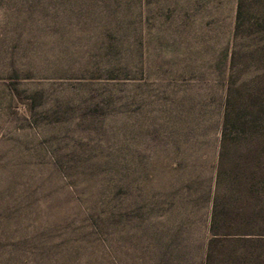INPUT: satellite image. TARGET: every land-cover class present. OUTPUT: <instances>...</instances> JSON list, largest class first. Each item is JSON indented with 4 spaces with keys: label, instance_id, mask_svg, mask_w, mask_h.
<instances>
[{
    "label": "trees",
    "instance_id": "trees-1",
    "mask_svg": "<svg viewBox=\"0 0 264 264\" xmlns=\"http://www.w3.org/2000/svg\"><path fill=\"white\" fill-rule=\"evenodd\" d=\"M134 1L0 0V14L1 18H137ZM117 22H106L113 34L92 43L91 62L96 67L89 68L109 71L110 76L137 61L133 56L139 49L134 44L139 47L142 41L119 33ZM168 41L163 36L156 37L155 44L148 40L153 49ZM206 45L200 41L204 52ZM209 56L211 68L204 79L199 78L203 85L197 88L187 84L178 89L168 83L150 91L143 85L120 100L109 90L92 99L101 114L121 108L131 119L129 107L134 105L135 113L143 112L136 118L143 123L141 140L150 132L149 123H154L148 144L170 143L166 149L176 153V160L164 165L148 160L161 150L157 145L129 148L125 139H132L133 130L127 129L133 128L124 125L122 149L104 153V161L93 164L99 168L102 164L109 177L91 181L89 173L98 170L88 165L79 176L77 170L75 181H67L71 194L64 198L70 203L65 216L53 214L54 219L48 220L49 204L44 212L22 215L10 210V201L1 205L0 264H262L254 249L264 246V0H235L232 39ZM193 63L188 59L179 72L199 69V63ZM169 75L164 76L167 81ZM81 97L57 102L56 111L78 110L89 102ZM210 98L218 100L219 115L212 171L207 172L201 162L190 166L177 161L178 154L202 144L206 116L211 118L213 111ZM153 107L154 116L149 113ZM82 151L74 155L87 159L89 151ZM117 157L120 163L115 162ZM53 167L65 178V169H78L66 163ZM160 170L170 178L157 185L154 177ZM79 183L85 185L80 189ZM205 198L208 234L194 245L187 238L198 229L191 232L185 223L194 211L200 220L198 206ZM24 199L15 198L14 204L29 206ZM159 213L163 216L158 218ZM239 247L244 251L234 252Z\"/></svg>",
    "mask_w": 264,
    "mask_h": 264
},
{
    "label": "rangeland",
    "instance_id": "rangeland-1",
    "mask_svg": "<svg viewBox=\"0 0 264 264\" xmlns=\"http://www.w3.org/2000/svg\"><path fill=\"white\" fill-rule=\"evenodd\" d=\"M133 3L137 18H1L0 14V208L10 201V210L22 215L44 212L49 204L47 212L51 218L48 220L54 219L53 214L60 218L65 216L70 203L64 198L71 194L67 181H75L77 170L79 176L88 165L98 170L89 173L91 181L109 177L102 164L101 168L93 164L104 161V153L122 149L119 143L126 134L124 125L133 128L127 129L133 130L129 134L132 139H125L129 148L141 150L157 145L161 150L148 160L163 165L176 160V153L166 149L170 143L150 141L152 143L148 144L146 138H152L154 123H149L150 134L144 136V142L141 140L139 129L143 123L136 118L143 112L135 113L134 105L129 107L134 114L131 119L121 108L103 115L90 101L105 90L120 100L126 94H135L143 85L150 91L168 83L178 89L187 84L193 88L203 85L199 78L204 79L211 68L209 55L232 39L235 0H135ZM110 20L119 21L117 30L127 38L142 39L139 47L134 44L139 49L133 56L137 61L115 76H110L109 71L89 68L93 64L96 67L91 62L95 53L93 41L113 34L112 29L104 25ZM158 36L170 41L153 49L148 40L155 44ZM173 38L176 44L169 43ZM200 41L207 44V51L201 50ZM188 59H192L193 64L199 63L200 67L183 74L179 68ZM168 73L172 76L169 81L164 78ZM217 93L220 95V90ZM79 96L89 102L75 111H56L57 102L64 104ZM210 99L213 111L211 118L206 116L202 144L178 154L177 161L190 166L201 162L207 172L212 171L219 115L218 100ZM155 111L153 107L149 113L154 116ZM132 120L136 122H129ZM49 150L55 152L58 159L53 158ZM82 150L90 152L85 154L87 159L74 155L75 151L82 154ZM115 162L120 163L121 159L117 157ZM64 163L76 164L78 169H65V178L60 169L53 167ZM154 178L157 185H162L170 174L160 170ZM150 182L152 187L154 182ZM84 185L79 183L77 187L81 189ZM22 196L29 206L14 204L15 198ZM198 207L200 220L197 222V211H194L195 215L185 223L191 232L198 229L187 238L194 245L208 234V199L201 200ZM162 216L159 213L157 217ZM240 250L241 247L234 252ZM254 252L259 255L258 262L264 264V246H258Z\"/></svg>",
    "mask_w": 264,
    "mask_h": 264
}]
</instances>
